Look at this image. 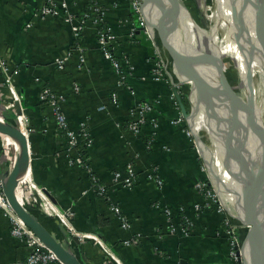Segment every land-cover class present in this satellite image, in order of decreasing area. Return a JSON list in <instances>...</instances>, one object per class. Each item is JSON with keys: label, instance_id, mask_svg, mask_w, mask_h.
Returning a JSON list of instances; mask_svg holds the SVG:
<instances>
[{"label": "crops", "instance_id": "obj_1", "mask_svg": "<svg viewBox=\"0 0 264 264\" xmlns=\"http://www.w3.org/2000/svg\"><path fill=\"white\" fill-rule=\"evenodd\" d=\"M67 1L76 15L88 6L86 0ZM95 1L105 9V26L117 37L113 46L116 58L123 62V67L127 60L131 68L128 85L133 94L126 88L116 87V76L97 44L92 25L88 24L80 37L86 60L83 71L78 70L77 53L71 55L63 71H58L54 61L64 57L73 42L69 25L59 17L35 18L44 0H0V55L10 67L19 69L13 76V83L32 129L28 134L30 157L26 198L29 196L36 204L41 224L61 242L65 236L54 220L41 210L39 201L46 200L63 209L71 207L75 231L98 237L121 264H232L228 257V241L221 234L222 216L211 209L198 215L193 210L194 204L200 202L194 184L203 179L204 173L186 123H173L179 110L170 98L172 88L151 80L154 58L151 41L138 33L134 39L128 37L129 26L134 20L127 0ZM147 18L153 27L150 8H147ZM170 37L174 44L171 34ZM222 47V57L232 60L225 43ZM74 83L79 86L78 94L72 92ZM44 85L65 95L63 111L71 129L78 132L79 124L87 123L93 140L86 151L89 164L93 173L107 185L110 202L120 207L128 220L129 231L120 228L106 200L93 193L83 195L89 188L88 175L84 169L68 164L65 141L38 99ZM114 91L117 93L116 106L110 103ZM10 97L0 78V116L14 122L18 105L4 107ZM140 102L154 103L152 116L157 127L153 129L146 124L138 137H132L124 124L128 110ZM197 115L195 109L193 123ZM206 125L202 136L207 133ZM135 155L138 156L134 162L135 186L132 189L113 186L112 173L124 169ZM4 161L0 152V173L5 171ZM152 166L163 179L161 188L146 178ZM33 188L41 190L39 197L30 191ZM164 208L171 211L170 218L164 214ZM181 208L193 227L187 235L179 231L171 235L168 228L177 225ZM138 236V242L130 246L122 244ZM70 250L83 264H114L90 239L72 240ZM29 253L28 246L11 235L9 219L0 209V264H24Z\"/></svg>", "mask_w": 264, "mask_h": 264}, {"label": "built area", "instance_id": "obj_2", "mask_svg": "<svg viewBox=\"0 0 264 264\" xmlns=\"http://www.w3.org/2000/svg\"><path fill=\"white\" fill-rule=\"evenodd\" d=\"M76 1V0H73ZM88 3L87 9L83 11L80 15L74 14L70 9V4L66 0H61L57 2L56 0H44L43 5L36 10L35 18H46V17H59L63 22L69 25L73 42L64 57L56 59L54 61L55 68L58 71H63L66 67L67 61L70 59L71 55L77 53L78 56V70L83 71L85 68V57L83 53V48L80 45V37L85 29V27L90 24L96 30V40L97 44L104 57L110 62L113 73L116 76V87L126 88L133 94L132 89L128 85L129 75L131 74V68H129L128 61H124L125 67H123V62L116 58L113 52V46L116 42V35L105 26V9L98 5L95 0H86ZM129 2V7L131 12L135 16V20L129 26L128 37L134 39L136 34H142L152 43L153 47V62L150 70V77L153 82L165 83L169 85L172 89L175 88L180 93L182 87L188 89L187 101L190 105L191 94L187 84L178 83L172 74V64L171 60L167 56L165 50L161 47L160 43L155 42L149 34L147 24L144 20L142 12L141 0H127ZM19 73L17 67H10L7 60L0 55V78L3 85L8 89L10 93L9 100L4 103L5 108L19 106L20 114H15L14 123L28 138L29 132L32 130L29 125L28 114L25 109L21 106V97L17 92L16 86L13 83V76ZM72 92L74 94L79 93V86L74 83L72 86ZM177 110H179L175 96L173 92L170 95ZM39 102L46 112L53 119L56 126V132L62 136L65 141L66 154L68 155V164L71 167H79L85 170L88 175L89 188L83 192V195L88 193H93V195L98 198L106 200L109 204L110 212L116 217L120 228L123 231H129L131 226L123 215L120 207L116 204L110 202L109 193L107 190V185L102 183L99 178L93 173L89 160L86 156V151L92 146L93 140L88 133L87 123L85 121L79 124L78 132L71 129L66 120V116L63 111V104L66 100L65 95L53 91L49 86L44 85L42 87L41 93L39 95ZM110 103L114 106L117 105V93L112 92L110 95ZM154 103L140 102L130 108L127 113V121L124 124V128L132 137H138L143 127L146 124H150L153 129L157 127L155 117L152 116L154 111ZM104 109V108H103ZM186 123L182 117L180 111L177 119L173 123ZM187 125V123H186ZM187 133L191 136L189 131V126L187 125ZM0 134V138H1ZM28 141V140H27ZM148 146L150 142H147ZM193 144L196 148L195 141ZM197 151V149H196ZM198 153V152H197ZM199 155V154H198ZM138 156L135 155L132 160H130L122 170H117L112 173L111 183L113 186H117L125 189H132L135 186L137 180V174L134 168L135 159ZM158 169L154 166L150 167L146 172V178L148 181L153 183L157 188L163 186V179L159 176ZM204 171L203 179L198 180L194 184V189L200 197V202L195 203L193 210L196 215L200 214L204 210H214L216 213L222 216L221 221V234H224L228 241V257L232 264H244L241 255V245L238 237L235 234V225L233 224V212L224 206V203L220 195L214 190L211 192L209 188L208 179L210 177L207 169ZM34 185V184H33ZM4 184L0 178V209L8 217L11 226V235L25 243L30 249V253L25 259L24 264H63L55 256L53 252L47 249L40 240L33 234V232L20 220L10 207L5 195H4ZM38 192L41 190L36 188ZM29 196L26 201L29 200ZM45 209H41L44 213L57 222L67 233L69 242L72 238L78 239H90L93 240L99 247L103 250L105 255L114 264H121L119 258L111 251V249L105 245L98 237L89 234H80L75 231L72 224V218L74 213L71 207L68 209L61 210L55 205L48 203L46 200L43 201ZM164 214L170 218L171 211L167 208L163 209ZM177 225H170L168 228L169 234L173 235L178 233V231L187 235L190 229L193 227V222L183 214V209L179 210L177 217ZM224 227V231H223ZM138 237H132L129 240L123 241L124 246H130L132 243L139 241Z\"/></svg>", "mask_w": 264, "mask_h": 264}, {"label": "water", "instance_id": "obj_3", "mask_svg": "<svg viewBox=\"0 0 264 264\" xmlns=\"http://www.w3.org/2000/svg\"><path fill=\"white\" fill-rule=\"evenodd\" d=\"M229 8L230 17L243 32L247 39L255 41L259 49L264 50V20L261 9L251 5L250 0H223ZM147 4L151 14L158 18V23L153 27L157 33L159 43L171 60L172 74L180 84L191 82L194 93L198 94L204 103L207 112L218 119L225 129L229 131L230 144L229 151L232 163L236 168L239 185V195L242 200V211L246 212L242 225L249 229L248 235L251 236V253L254 264H264V227L263 222L258 219L261 211L259 199L260 183L255 171L257 155L260 154L261 161H264V148L261 145V136L252 117L242 105L238 92H235L227 82L224 69L220 63L211 58L208 54L195 52L183 53L176 50L169 42L166 30L172 34H180L179 31L184 26L178 19L180 11L186 12L199 31L200 28L194 21L189 10L182 6L179 0H141ZM253 12V18L247 19V12ZM148 26V22L146 21ZM179 31V32H178ZM183 34V33H182ZM184 37V36H183ZM183 37H178L180 41ZM214 61L216 78L213 80L201 76L200 66L204 59ZM179 111L188 124L191 112L187 111L177 89L173 88ZM191 109V107H190ZM17 114H20L17 106ZM0 134L12 136L21 143V155L15 163L13 171L1 178L9 179L8 184L4 185V195L16 216L33 232L40 242L55 254L63 264H83V262L70 250V244L58 241L41 222L19 204L13 197V192L18 183L20 171L23 167L29 166L28 141L16 124H9L0 118ZM190 128V127H189ZM195 141V138H194ZM257 144L254 147L251 144ZM258 159V160H260ZM210 175V174H209ZM211 177V176H210ZM45 192V191H44ZM46 193V192H45ZM61 233L68 239L66 231L57 223ZM75 242L76 238H72ZM244 264L246 262L243 260Z\"/></svg>", "mask_w": 264, "mask_h": 264}, {"label": "bare ground", "instance_id": "obj_4", "mask_svg": "<svg viewBox=\"0 0 264 264\" xmlns=\"http://www.w3.org/2000/svg\"><path fill=\"white\" fill-rule=\"evenodd\" d=\"M202 8H203V13L205 14L206 27L211 34L210 35L211 47H208L207 49L212 50V52H214L216 59L218 60L222 58L223 55L222 46L224 43L226 44L227 50L230 55V59L233 60L230 61L234 64L237 74V80L240 83L239 85L241 87L240 90L241 95L239 96V98L241 100L242 105L248 111L254 123L256 124L258 128V132L260 133L261 136V145L264 148V119L261 115L262 101H260V104L256 106V104H254V100H252L253 98L251 97L250 92L247 91L248 87L250 86V88L253 89L252 92L254 93V95L260 98L262 94V88L257 80V73L255 71L254 66L246 67V63L244 61L245 55L243 53L244 50L239 49V47H242L241 46L242 40L238 39L237 37V32H236L237 25L233 23L232 20L233 18L230 17L228 5L223 0H212L211 6L205 7L204 5H202ZM225 8L227 9L226 10L227 16L224 11ZM142 12H143L144 20L146 22L147 14L145 9V4L143 3H142ZM246 18L252 20L253 12L249 10L247 12ZM151 19L153 25H156L158 23V18L152 14H151ZM178 19L181 22L182 26H184L182 29L179 30V31L181 30L184 31L182 32L183 34L180 32V34L177 33V35H175L168 30L174 39L175 49L187 54L188 53L194 54L195 52L200 53L202 55L207 54L205 53L207 51L205 50L206 48L204 47L202 48V46H199V44L202 43L200 36H203L202 34H204L205 28L201 27V25L197 23L196 20L194 19V21L200 28V30L198 31L195 25L191 23V20L187 16L186 12H184L183 10L180 11V14L178 15ZM147 27L152 39L155 42L159 43L158 39H156L153 36L150 27L149 26ZM220 30L222 33L221 36L222 41L217 38V34H216L217 31ZM178 37H183V40L180 41ZM247 40L248 42L253 41L252 38ZM237 50L239 53H237ZM239 54L241 55V58L239 57ZM213 62L214 61H211L207 58L202 61V64L199 69L202 77L210 80H213L214 78L217 77L215 73L216 68ZM186 84L191 94V100H190L191 102L189 105L191 107L190 109L191 115L188 119V124L193 136L195 137V145L197 152L200 156H202V158L206 160V168L211 176V179L213 180L214 176L218 177V181L216 182L215 188H216V192L220 195L224 203V206L233 212L235 221L240 225H242L241 222L242 220H244L246 212L242 211V200L240 199V195H239L240 189L238 185V176L236 173V168L232 163L231 156L228 157L225 151V149L229 150V146H228L230 144L229 131L225 129L224 125L221 124V122L218 119H216L214 116H211L207 112L205 105L201 101L198 94L196 93L195 95L192 83L188 81L186 82ZM194 108L197 110L198 113L197 115L198 118L196 119L195 123H193L195 118ZM201 122H205L207 124V133L204 136L201 135L202 134ZM255 145L257 144L256 143L251 144V146L253 147ZM7 146L10 147L12 150L11 160L7 168L9 170L7 174L9 175L13 171L15 163L17 162L19 156L21 155V143L18 140H16L14 137L7 136ZM260 158H261L260 154L257 155L256 157L257 160L255 162V171L259 177L260 191L258 196L262 204L258 219L261 220V222H263L264 224V161H261ZM28 172H29V166H25L21 169L17 186L15 187L13 192V197L19 204H21L20 200L24 193L21 180L28 177ZM8 181L9 179L5 178L3 184L4 185L8 184ZM43 201L42 200L39 201V206L42 209H45ZM248 231L249 229L245 233L243 240L241 242V255H242V259L246 262V264H254V259L250 251L252 248V240H251V236L248 235L249 233ZM63 242L68 243V245L70 244L68 239H65Z\"/></svg>", "mask_w": 264, "mask_h": 264}, {"label": "rangeland", "instance_id": "obj_5", "mask_svg": "<svg viewBox=\"0 0 264 264\" xmlns=\"http://www.w3.org/2000/svg\"><path fill=\"white\" fill-rule=\"evenodd\" d=\"M179 1H180V3H181L182 6H185L186 7L185 4L188 3V2H186V0H179ZM250 1H251V3H252L253 6L258 7L259 9H261V12H262V15H263V20H264V0H250ZM193 3L195 4V8L197 9V13L201 16L199 24L201 25V27L205 28L204 29V34H202L203 36H200L202 43H200L201 44L200 45L199 42H198V44H199V46H202V48L203 47L206 48L205 50H207V51L205 53H207L211 58H215L216 59V57L214 55V52H212V50H208L207 49L208 47H211V40H210V38H211L210 35L211 34H210L209 30L206 27L205 14L202 12L203 11L202 5H204L205 7H209V6L212 5V0H193ZM226 10L227 9L225 8L224 11H225V14L227 16ZM147 22H148V26L150 27V29H152L151 32L153 33V36L156 39H158L157 33H156L155 29L153 28L155 25H153V27H152V25L150 24L148 18H147ZM233 23L235 24L234 21H233ZM166 32L169 35L168 36V39H169L170 44L174 47L173 40H171V37H170V34H169L168 30H166ZM220 32H221V30H220ZM236 32H237L238 39L242 40L241 41V46L242 47H239V49L240 50H242V49L244 50L243 53L245 55V60L244 61L246 63V67L247 66H254L255 71L257 73V80H258V82H259V84L261 85V88H262V94H261V97L260 98L258 96L256 97L254 95V93L252 92L253 89H251L250 86L248 87L247 91L250 92L251 97L253 98L252 100H254V104H256V106L260 104V101H262V103H261L262 104L261 107H262L263 106V103H264V77H263L264 76V69H262L264 67V50L259 49L254 40L252 42L251 41L248 42L247 38L242 33V31L238 28V26L236 27ZM216 34H217V38L222 41L221 34L218 31H217ZM158 41H159V39H158ZM247 45H252V46H250V48H252V50L251 49L248 50L247 47L245 49V46H247ZM237 53H239L238 50H237ZM239 57L241 58V55L240 54H239ZM217 61L220 63L221 68H223L224 71H227V73H229L230 77H231V75L234 77V78L232 77L233 78V81L232 82H233V85H234L233 87H236L235 90H236V92H238V94L240 96L241 95L240 94L241 87L239 85L240 83L237 80V74H236V69L234 67V64L226 56H223L222 59H218ZM234 72H235V76L233 74H231V73H234ZM243 89H244V87H243ZM263 115H264V108H263ZM204 124H206V123L205 122H201L202 133L206 129V128L204 129ZM206 127H207V125H206ZM189 131L191 132L190 128H189ZM191 138H192V141H194V138L195 137L193 136L192 132H191ZM6 145H7V136H1V138H0V150L1 151L0 152H1L2 156L5 159V161H4L5 162V167H4L5 168V171L2 172V173H0V178H2L3 175L7 173V171H9L6 168H8V165L10 163V160H11V151L12 150H11L10 147H8ZM225 151L227 153V156L230 157L231 156L230 155V151L229 150H226V149H225ZM29 154H30V150H29ZM199 164H200L199 166H201L202 173H204L203 170L207 169L206 168V160L204 158H202V156H200V155H199ZM214 179L212 180L211 177H209V179H208L209 188H210V190H211L212 193H214V190L216 191L215 186H216V182L218 181V177H215L214 176ZM2 182H3V180H2ZM21 183H23L22 184V187H23L24 194L21 197V200L20 201H21V204L23 206H25V204L29 202V200L26 201V195H25V190H27V187H28L27 186L28 183L26 181V178L23 179V180H21ZM25 187H26V189H25ZM30 191L33 194H35L36 197H38V194L39 193H38V191H37L36 188L35 189L33 188ZM55 206L57 208L61 209V210L68 209V208H64V209L63 208H60L57 205H55ZM232 221H233V224L236 227L235 234L238 237V240H239L240 245H241V242L243 240V236L242 235H245V233L247 232L248 229H247V227H245V226L240 225L239 223H237L235 221V218ZM224 230L225 229L223 227V231ZM222 235L225 237L224 234H222ZM71 241H70V243H71Z\"/></svg>", "mask_w": 264, "mask_h": 264}, {"label": "trees", "instance_id": "obj_6", "mask_svg": "<svg viewBox=\"0 0 264 264\" xmlns=\"http://www.w3.org/2000/svg\"><path fill=\"white\" fill-rule=\"evenodd\" d=\"M186 2H188L187 4H185L186 8L189 10V12L193 16V18L196 20V22L199 23L200 22V15L197 13V9L195 8V4L193 3V0H186ZM147 8H149V6L147 4H145L146 14H147ZM131 18H132V20H135V16H134L133 13H132V17ZM250 46H252V45L245 46V49L247 47L248 50H250V49L252 50V48H250ZM262 69H264V67ZM231 74H233L235 76V72L231 73ZM232 77H233L232 75L230 77L229 73L225 74V78H226L227 82L229 83L230 87L236 92L235 88L233 87L234 85H233V82H232L234 77L233 78ZM187 93H188V89L186 87H182V89L180 90V96H181V99H182V101H183V103L185 105L186 110L190 112V106H189L188 101H187ZM263 106H264V103H263ZM263 106L261 107V110H262L261 111V115H262V117L264 119V115H263V108L264 107ZM0 118L3 119V121H5L6 123L14 124V122L11 119L10 120H8L6 118L4 119L1 116H0ZM24 207L27 209V211L29 213H31L32 215L37 217V219L40 221V219L38 217L37 206L33 202L32 199H29V202L26 203ZM242 236L244 237V235H242Z\"/></svg>", "mask_w": 264, "mask_h": 264}]
</instances>
